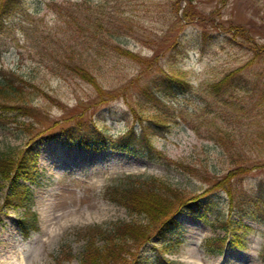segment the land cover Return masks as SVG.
<instances>
[{"label": "rangeland", "instance_id": "1", "mask_svg": "<svg viewBox=\"0 0 264 264\" xmlns=\"http://www.w3.org/2000/svg\"><path fill=\"white\" fill-rule=\"evenodd\" d=\"M2 23L0 69L34 86L21 84L34 117L2 110L0 151H17L32 133L72 124L80 112L113 140L149 126L166 161L47 141L30 210L0 213V257L80 264L89 242L104 243L97 228L144 222L107 192L141 175L210 203L205 218L176 212V228L151 235L140 247L149 264H264V223L243 208L259 185L264 205V0H20ZM81 63L97 86L70 68ZM234 69L243 82L215 96L210 84ZM165 74L185 77L191 90L149 102L141 89ZM230 171L238 172L226 181L231 206L216 186Z\"/></svg>", "mask_w": 264, "mask_h": 264}, {"label": "trees", "instance_id": "2", "mask_svg": "<svg viewBox=\"0 0 264 264\" xmlns=\"http://www.w3.org/2000/svg\"><path fill=\"white\" fill-rule=\"evenodd\" d=\"M19 2L20 0H0V29L4 25L2 23L4 17ZM118 47L116 46V49H119ZM121 52L123 55L130 54L127 50H121ZM77 65H72L70 68L83 79L97 86L95 76L84 66L86 64ZM238 72L239 69L231 70L218 81L210 84L211 92L219 97L225 95L229 89L240 86L243 80ZM12 74L10 72L6 74L4 70L0 69V125L3 116L2 110L21 111L22 115L34 117L32 116L33 108L21 84L24 82L23 84H28L29 87L34 86L14 77ZM191 87L190 82L185 77L165 74L154 79L151 85L142 88L141 92L149 102L156 103L160 102L159 95L175 97L190 91ZM99 89L101 90L100 87ZM72 119V124H57L58 126H49L42 131L32 133L28 141L25 142V146L17 151H0V181L6 186V193L0 202V213L4 210L20 207L25 208L26 211L30 210L32 202L30 184H36L35 166L39 148L50 140H57L66 146H76L80 149L100 148L102 146L105 148L109 145V147L115 146L131 154L146 155L151 159H166L155 147L149 126L143 125L139 132L129 126L123 134L113 140L107 134L106 129L97 125L90 118L85 119L80 112L75 113ZM158 124L162 126L161 123ZM237 173L230 171L220 181L216 182V186L224 189L229 196L228 203L230 206L232 205L233 194L226 181L234 178ZM108 190L111 199L125 206L131 213L142 215L144 222L123 221L108 228H97L100 230L104 243L102 246H94L93 242H89L86 246L88 256H86V260L80 261V264H108L116 261L117 258L123 259V264H149L142 255L143 253L140 252V247L151 238V235L156 234L162 237L176 228L178 225L175 219L176 212L181 211L193 217L205 218L210 211V203L206 200L202 202L200 196L186 198L178 188L150 176L126 175L118 179L116 184H113ZM257 192H255V196L252 195L249 198L243 208L250 218L264 223V205L260 209L258 208L261 201L258 196L262 195L260 185ZM248 203L251 208L247 206ZM24 220L21 222H26V219ZM229 223L234 231L241 229L233 226L235 221H229ZM20 229H23L21 231L24 233L26 228L23 226ZM243 229L252 231L249 226H244ZM235 238L238 239V235H235ZM89 240L93 241L94 238L91 237Z\"/></svg>", "mask_w": 264, "mask_h": 264}, {"label": "bare ground", "instance_id": "3", "mask_svg": "<svg viewBox=\"0 0 264 264\" xmlns=\"http://www.w3.org/2000/svg\"><path fill=\"white\" fill-rule=\"evenodd\" d=\"M0 264H18V260L15 255L2 256L0 257Z\"/></svg>", "mask_w": 264, "mask_h": 264}]
</instances>
